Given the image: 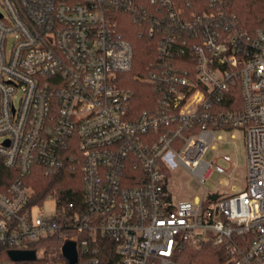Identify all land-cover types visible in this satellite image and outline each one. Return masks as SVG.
I'll return each instance as SVG.
<instances>
[{
  "label": "built area",
  "instance_id": "1",
  "mask_svg": "<svg viewBox=\"0 0 264 264\" xmlns=\"http://www.w3.org/2000/svg\"><path fill=\"white\" fill-rule=\"evenodd\" d=\"M148 1L159 61L147 80L158 96L140 111L118 83L131 49L111 11L129 1L0 0V157L17 172L0 190V244L29 250L65 227L82 237L62 243L80 252L98 233L111 239L120 264H185L186 246L207 245H223L229 264H264V29L249 32L219 7ZM233 129L243 133L244 188L174 200L170 169L202 183L216 131ZM35 163L81 172L80 213H32L40 204L24 178Z\"/></svg>",
  "mask_w": 264,
  "mask_h": 264
},
{
  "label": "trees",
  "instance_id": "2",
  "mask_svg": "<svg viewBox=\"0 0 264 264\" xmlns=\"http://www.w3.org/2000/svg\"><path fill=\"white\" fill-rule=\"evenodd\" d=\"M127 1L130 8L116 6L111 11L117 30L122 32L131 49V61L127 68L118 72V83L133 92V104L141 111L157 104V91L147 77L151 71L158 68V37L147 34V14L154 10V6L150 5L148 0ZM182 2L184 10L188 13H199L219 7L235 14L238 26L249 32L264 29V0H214L213 6L211 0ZM16 177L17 172L6 167L0 157V190H6ZM24 182L34 191L31 203L41 204L47 196L55 199L62 221L67 216V205H73L75 213H80L83 209L82 176L79 170L65 167L59 172H48L43 165L35 163ZM69 236L82 237L80 233L68 232L64 227L62 234L48 236L30 244L29 247L37 252L34 260L12 261L7 254L11 246L0 244V261H9L11 264H69L61 252L62 241ZM90 246L94 247L96 252L91 248L86 252L77 251L76 264H120L115 245L108 237L98 233L90 241ZM228 256L223 245H207L200 249L186 246L179 255V260L185 264H229Z\"/></svg>",
  "mask_w": 264,
  "mask_h": 264
},
{
  "label": "rangeland",
  "instance_id": "3",
  "mask_svg": "<svg viewBox=\"0 0 264 264\" xmlns=\"http://www.w3.org/2000/svg\"><path fill=\"white\" fill-rule=\"evenodd\" d=\"M0 12H4L0 4ZM14 38L8 37L6 47L9 48ZM18 94H16V99ZM233 134L234 136H231ZM216 135H220V139L214 141V150L209 149L204 154L206 162H214L209 173L203 182L190 173L183 166L176 164L170 169L169 189L171 190L174 200L189 199L196 197L201 198L229 195L236 191H241L245 184V148L243 141V133L239 129L233 130H217ZM2 137H0V141ZM229 156L230 161L223 160V156ZM215 166H219L224 170L220 173L215 170ZM55 199L47 196L40 206H34L32 213L36 215L40 211L47 214L55 212ZM40 251H38V254Z\"/></svg>",
  "mask_w": 264,
  "mask_h": 264
},
{
  "label": "water",
  "instance_id": "4",
  "mask_svg": "<svg viewBox=\"0 0 264 264\" xmlns=\"http://www.w3.org/2000/svg\"><path fill=\"white\" fill-rule=\"evenodd\" d=\"M215 196H213L214 198ZM61 252L63 256L68 260L69 264L77 263V249L76 242L72 239H66L62 243ZM8 257L12 261H22V260H34L36 258V252L33 249L20 250V249H10L8 250Z\"/></svg>",
  "mask_w": 264,
  "mask_h": 264
}]
</instances>
